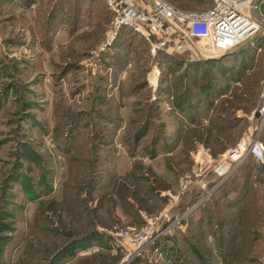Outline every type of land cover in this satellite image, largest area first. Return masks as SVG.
<instances>
[{"label":"rangeland","instance_id":"374dc122","mask_svg":"<svg viewBox=\"0 0 264 264\" xmlns=\"http://www.w3.org/2000/svg\"><path fill=\"white\" fill-rule=\"evenodd\" d=\"M112 22L100 0H0V264H264L261 163L216 175L190 210L176 197L203 155L264 142V34L210 63L153 56L127 29L111 39ZM228 179L245 183V204L212 208L184 255L181 222ZM152 218L155 238L136 255L118 233Z\"/></svg>","mask_w":264,"mask_h":264},{"label":"built area","instance_id":"2783aa9c","mask_svg":"<svg viewBox=\"0 0 264 264\" xmlns=\"http://www.w3.org/2000/svg\"><path fill=\"white\" fill-rule=\"evenodd\" d=\"M105 1L113 17L110 38H116L126 27L146 40L153 56L172 50L191 52L199 59L217 57L233 52L251 38L264 34V12L261 10L264 0H212L211 6L203 11L181 10L165 0ZM258 111L260 118L264 119V81ZM248 158L264 164V142L259 137L242 138L220 160L203 155L181 183L176 197L180 200L207 173L227 175L230 167L236 168ZM156 223L152 218L140 231L127 229L118 235L128 241L137 255L154 240Z\"/></svg>","mask_w":264,"mask_h":264},{"label":"trees","instance_id":"16d2710c","mask_svg":"<svg viewBox=\"0 0 264 264\" xmlns=\"http://www.w3.org/2000/svg\"><path fill=\"white\" fill-rule=\"evenodd\" d=\"M100 2L104 3L105 6H106V9L109 11V13L112 15L110 9L108 8V5L106 4V1L105 0H100ZM210 2L212 3V0H210ZM50 27L51 25H48V30H50ZM123 29H127V30H130L128 28H123ZM122 29V30H123ZM132 31V30H130ZM135 35H137L138 37H140L143 41L146 42V40L140 36L139 34H137L136 32L132 31ZM147 43V42H146ZM148 44V43H147ZM216 60H210L209 62L210 63H213L215 62ZM261 89V88H260ZM259 105L260 103H258V107L257 109L259 108ZM261 165L264 167V164L261 163ZM232 179H228L220 188L219 190L217 191L216 195H218V198L217 199V202L215 201L214 203L212 204H209V203H203L202 206H200L198 209V211L196 213H191L189 214L186 218H185V221H187V223L189 224V227L187 229V232L186 234L184 235V238L187 239V242H185L184 246L183 247V251H184V255H186L188 253V246H194V242H196L195 240V237H199L200 235L197 234V229L200 228V226L202 225V221L204 220L203 218L205 216H207L209 213H211L213 211L212 208L216 207V205L218 206L220 204V206L222 207V205L224 206H229L230 209H235L239 206H241L242 204H245L244 202L247 200V195H245V183H238L236 185V187L234 188H230V189H225L226 186H228V184H230V181ZM242 184V189H237V187L239 185ZM256 197V201L259 199V201L262 203L264 201V192H258L257 195H254ZM253 196V197H254ZM232 199H233V202H232ZM232 202V203H231ZM209 204V205H208ZM212 210V211H211ZM199 212L201 213L199 215ZM255 212H256V215L258 216L259 214V221H260V225L263 226L264 224V207H259V210L258 208L255 209ZM227 222H230L229 220ZM221 225V224H220ZM255 226V225H254ZM252 227V226H250ZM226 228L227 230H230V229H233V226L231 223H227L226 225ZM251 230H255V229H251ZM231 241L230 238L227 239V242ZM256 244H259L258 242ZM183 255V256H184ZM258 257H256L257 259Z\"/></svg>","mask_w":264,"mask_h":264},{"label":"crops","instance_id":"0c3cea01","mask_svg":"<svg viewBox=\"0 0 264 264\" xmlns=\"http://www.w3.org/2000/svg\"><path fill=\"white\" fill-rule=\"evenodd\" d=\"M257 117V116H256ZM260 118V117H257ZM218 174H213L209 177H207L206 179H201L199 180L197 183H195L187 192L185 195H183L182 198V202H181V211L183 212L184 210L189 209L191 205H189L188 203H190V201L193 200V198L195 197V194L200 192L201 188L206 187L208 184L211 183H215L218 179L217 176ZM184 205H187L186 207ZM190 210V209H189ZM180 211V212H181ZM189 227V224L187 223V221H185V219L181 222V233L186 234L187 229ZM187 241V239H183V245L185 244V242ZM182 246V245H181Z\"/></svg>","mask_w":264,"mask_h":264},{"label":"water","instance_id":"95a60500","mask_svg":"<svg viewBox=\"0 0 264 264\" xmlns=\"http://www.w3.org/2000/svg\"><path fill=\"white\" fill-rule=\"evenodd\" d=\"M231 53V52H230ZM229 53H226V54H224V55H222V56H217V57H212V58H210V59H214V60H222L223 58H225V56H227ZM256 116L257 117H260V112L259 111H257L256 112Z\"/></svg>","mask_w":264,"mask_h":264}]
</instances>
